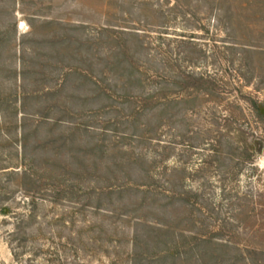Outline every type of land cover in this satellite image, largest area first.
I'll list each match as a JSON object with an SVG mask.
<instances>
[{
  "label": "rangeland",
  "instance_id": "1",
  "mask_svg": "<svg viewBox=\"0 0 264 264\" xmlns=\"http://www.w3.org/2000/svg\"><path fill=\"white\" fill-rule=\"evenodd\" d=\"M255 104L264 0H0V264H264Z\"/></svg>",
  "mask_w": 264,
  "mask_h": 264
},
{
  "label": "trees",
  "instance_id": "2",
  "mask_svg": "<svg viewBox=\"0 0 264 264\" xmlns=\"http://www.w3.org/2000/svg\"><path fill=\"white\" fill-rule=\"evenodd\" d=\"M254 109L257 112V116L264 117V105H254ZM6 212V211H4Z\"/></svg>",
  "mask_w": 264,
  "mask_h": 264
}]
</instances>
